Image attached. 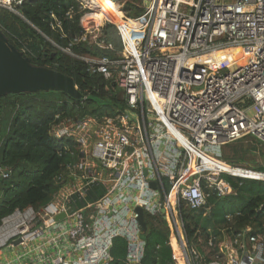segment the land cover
<instances>
[{"label":"built area","instance_id":"1","mask_svg":"<svg viewBox=\"0 0 264 264\" xmlns=\"http://www.w3.org/2000/svg\"><path fill=\"white\" fill-rule=\"evenodd\" d=\"M22 1L0 0V8L17 12ZM88 1L79 0L81 7L98 10ZM141 1L143 11L131 17L112 0L122 13L109 20L121 43L117 57L75 56L116 84L126 106L114 117L67 119L51 130L56 139L72 140L78 157L66 166L69 182L46 205L16 208L1 219L0 249L21 247L14 264H108L117 236L128 240V264H138L137 206L163 214L182 255V263L173 256L178 264H264V239L249 228L219 242L223 259L204 261L176 226L181 202L197 209L206 189L232 193L223 175L264 181V169L220 159L223 145L247 136L261 144L264 159V0ZM85 14L80 39L96 30L90 41L112 49L97 41L98 27L85 26ZM236 48L240 57L218 68L203 59ZM10 175L0 164V178ZM94 187L101 195L77 206Z\"/></svg>","mask_w":264,"mask_h":264},{"label":"trees","instance_id":"2","mask_svg":"<svg viewBox=\"0 0 264 264\" xmlns=\"http://www.w3.org/2000/svg\"><path fill=\"white\" fill-rule=\"evenodd\" d=\"M115 1H119L127 16L143 11L141 0ZM111 6L118 10L109 0L106 7L114 10ZM16 11L0 8V28L8 40L33 65L50 67L71 77L83 97L73 98L55 90L0 96V164L11 170L9 178H0V221L16 208L46 205L69 182L66 166L75 162L78 154L72 140L52 136L56 125L67 119L114 117L126 106L124 94L116 84L88 71L85 63L75 57H117L121 43L111 22L99 27L97 41L112 45V49H104L88 37L80 39L85 34L80 18L91 10L82 8L79 0H23ZM66 47L70 53L62 50ZM238 141L226 144L234 147L235 155H222V159L231 164L253 162L246 161V156L254 152V146ZM261 160V164L251 167L263 170L262 152ZM223 177L230 183L232 193L217 196L206 189V206L190 209L182 202L179 205L186 247L194 248L204 261L223 259L219 242L234 238L245 228L264 239V181ZM164 190H169L167 182ZM101 192L100 187L92 188L85 199L77 201V206L95 200ZM144 221L146 230L139 234L143 250L138 264H178L173 256L181 263V254L172 251L163 214L145 211ZM210 239L214 245L208 243ZM128 246L125 237H114L107 263L128 264Z\"/></svg>","mask_w":264,"mask_h":264},{"label":"water","instance_id":"3","mask_svg":"<svg viewBox=\"0 0 264 264\" xmlns=\"http://www.w3.org/2000/svg\"><path fill=\"white\" fill-rule=\"evenodd\" d=\"M39 90L62 91L73 98H82L71 77L46 66H36L30 59L14 46L0 29V96L6 93L36 92ZM156 188L154 182H150ZM205 206L207 203L204 204ZM135 212L140 225V233L146 230L143 208L137 206ZM163 213V210H162ZM60 214L56 219L63 218ZM20 240L13 241L17 244ZM19 249L21 247L19 246Z\"/></svg>","mask_w":264,"mask_h":264},{"label":"rangeland","instance_id":"4","mask_svg":"<svg viewBox=\"0 0 264 264\" xmlns=\"http://www.w3.org/2000/svg\"><path fill=\"white\" fill-rule=\"evenodd\" d=\"M116 4L121 6L119 4V1H116ZM92 10L93 11L91 13L85 14L86 17H85L84 24H85V26H87V28H91L92 26L99 28L102 25H104L106 22H111L112 21V19L108 17V10L109 9L106 6H105V8L103 10H97V9H93V8H92ZM114 11H119V10L114 8ZM109 20H111V21H109ZM95 31H93V32H90V31L87 32L86 31V36L88 37L89 40H91V38L94 36V33H96ZM240 55H241V51L240 50L235 52L233 55H227L226 53H223V54L222 53H217V54H213L210 57V61L209 62L211 64H213L212 69H215V68H217V66H223V65L231 62L232 60L238 58ZM246 58H247V54L243 56L242 61H245ZM214 60H215V62H213ZM251 114H252V112L249 113V115H251ZM244 141L246 142L247 145L254 146V148H255L253 153H248L247 156H246V161L253 160V162H250V163L242 162V163H239V164L245 165V166H249V167L255 166L257 164H261L262 163L261 152L263 150L261 144L257 140H255L253 137H251V136L244 137V138L240 139L238 142H241V143L245 144ZM222 155H226L228 157H229V155L230 156H234L235 155L234 147H232V145H230V146H227L226 144L223 145L221 147L220 159H222ZM225 162H227V161H225ZM227 163H229V162H227ZM234 164H236V163H234ZM177 219H176L177 220L176 221V226H177L178 234H179V236H181L184 239V235H183V231H182V228H181V225H180L179 218H177ZM167 225H168V223H167ZM170 236L172 237V239H171V242H172V240H174V238L171 235V231H170ZM223 241L226 242V240H223ZM223 241H221V242H223ZM12 250H14L16 252V250L18 251L19 249L16 248V249H12ZM172 250H173V248H172ZM12 255L13 254L10 252L9 248L0 249V262H5L6 259L12 258Z\"/></svg>","mask_w":264,"mask_h":264},{"label":"bare ground","instance_id":"5","mask_svg":"<svg viewBox=\"0 0 264 264\" xmlns=\"http://www.w3.org/2000/svg\"><path fill=\"white\" fill-rule=\"evenodd\" d=\"M88 3L93 6V7H98V10H103V8L105 6H107V4L109 5V0H89ZM114 9V8H113ZM121 13V12H120ZM119 12H116L114 10H108V17L111 18L112 20H115L116 17H118L119 19L121 18V14ZM116 21V20H115ZM240 49L239 48H236V49H233L232 51H225V52H221L222 54L223 53H226L227 55H233L235 52L239 51ZM213 54H210V55H207V56H204L203 59L207 60V64L210 68L213 67V64H211L209 61H210V57L212 56ZM240 57V56H239ZM238 57V58H239ZM220 67V66H217V68ZM245 142V141H244ZM244 144V143H243ZM246 144V142H245ZM244 146V145H243ZM244 148V147H243ZM171 237V236H170ZM172 239V238H171ZM171 246L174 250L175 253L179 254L180 253V250H179V247H178V244L176 242V240H172L171 242ZM181 254V253H180ZM181 258H182V255H181ZM182 263V262H181Z\"/></svg>","mask_w":264,"mask_h":264},{"label":"crops","instance_id":"6","mask_svg":"<svg viewBox=\"0 0 264 264\" xmlns=\"http://www.w3.org/2000/svg\"><path fill=\"white\" fill-rule=\"evenodd\" d=\"M104 8H105V7H104ZM104 8H103V9H104ZM119 13H120V12H119ZM120 14H121V17H122V13H120ZM115 20H116V21H119L120 19H119L118 17H116ZM237 141H238V140H237ZM10 252H11L12 254H14V252H12L11 250H10ZM13 256H14V255H12V258L6 259L5 262H0V264H5L6 262H10L11 264H14V263L12 262ZM177 260H178V259H177ZM178 262H179V260H178ZM20 264H30V262H28V261H22Z\"/></svg>","mask_w":264,"mask_h":264}]
</instances>
